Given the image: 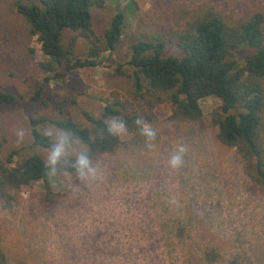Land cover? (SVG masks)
Segmentation results:
<instances>
[{
  "label": "rangeland",
  "instance_id": "374dc122",
  "mask_svg": "<svg viewBox=\"0 0 264 264\" xmlns=\"http://www.w3.org/2000/svg\"><path fill=\"white\" fill-rule=\"evenodd\" d=\"M134 1L138 12L128 18L115 49L101 55L103 64L64 73L32 102L45 76L39 64L48 58L11 9L12 0H0V90L16 96L0 107V159L19 150L15 162L37 153L49 163V151L31 146L29 116L86 125L82 111L100 117L105 105H120L124 113L148 119L144 129L154 134L139 147L102 156L92 165L94 177L53 175L51 204L41 182L14 192L9 207L1 203L5 264H264V192L248 181L234 150L216 138L211 112L219 100L203 99L198 121L173 123L169 104L151 110L147 98L135 94L127 65L129 47L142 31L181 24L185 10L205 3L238 17L264 0ZM113 14L108 0L93 11L96 36L102 37ZM78 35L66 31L63 44L77 37L75 51L82 55L89 43ZM119 66L122 74L115 72ZM118 134L131 140L124 128ZM81 149L75 143L67 156ZM174 156L180 158L176 166Z\"/></svg>",
  "mask_w": 264,
  "mask_h": 264
},
{
  "label": "trees",
  "instance_id": "16d2710c",
  "mask_svg": "<svg viewBox=\"0 0 264 264\" xmlns=\"http://www.w3.org/2000/svg\"><path fill=\"white\" fill-rule=\"evenodd\" d=\"M108 1L114 14L102 37H98L93 30V11L106 7L107 0H12L11 9L24 20L30 34L37 37L48 58L39 64L45 76L30 101H39L47 85L64 73L100 66L101 55L115 49L128 18L136 16L138 7L134 0ZM183 17L181 24L142 31L132 41L127 65L135 94L146 97L151 110L169 104L168 120L173 123L198 121L202 117L200 102L208 97L217 98L219 108L211 112L216 138L234 150L248 181L264 192V6L250 4L240 16L232 17L202 3L193 10H185ZM66 31L78 32L79 37L88 41L86 53L76 54L77 37L63 44ZM115 72L122 74L121 66ZM15 100L13 93L0 90V107ZM115 106L105 105L100 117L82 111L86 125L71 118L29 116L31 146L50 152L54 139L41 128L51 125L72 134L82 148L80 151L88 154L91 166L121 147H139L148 137L144 129L148 119L137 113H124L123 106ZM108 118L123 122L131 135L128 143L117 132L110 131ZM18 152L12 150L4 160L0 159V204L9 207L15 200L14 192L38 182L43 185L44 201L51 204L53 175L67 173L79 177L73 167L79 152L62 158L55 173L37 153L15 162ZM0 264H5L1 240Z\"/></svg>",
  "mask_w": 264,
  "mask_h": 264
},
{
  "label": "clouds",
  "instance_id": "9594fccd",
  "mask_svg": "<svg viewBox=\"0 0 264 264\" xmlns=\"http://www.w3.org/2000/svg\"><path fill=\"white\" fill-rule=\"evenodd\" d=\"M138 123H141V121H138ZM123 128V122L117 123L116 120H113L110 124V131L113 132L118 133L123 130ZM145 131L150 137L154 135L147 126H145ZM20 135H23V133H20ZM45 135L54 137V143L50 149L48 161L52 172L55 173L60 160L67 156L68 149L74 146L77 141H75L71 133L62 129L56 132L49 130L45 133ZM179 161V156H174L171 160V164L176 166ZM73 167H75L76 173L81 179H87L95 176V169L91 166V160L85 151L79 152L75 158Z\"/></svg>",
  "mask_w": 264,
  "mask_h": 264
}]
</instances>
